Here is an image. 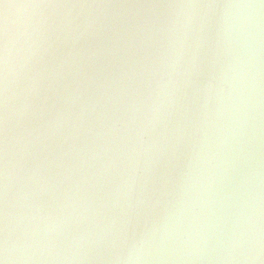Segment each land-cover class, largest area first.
I'll list each match as a JSON object with an SVG mask.
<instances>
[{
  "label": "clouds",
  "instance_id": "9594fccd",
  "mask_svg": "<svg viewBox=\"0 0 264 264\" xmlns=\"http://www.w3.org/2000/svg\"><path fill=\"white\" fill-rule=\"evenodd\" d=\"M0 264H264V0H0Z\"/></svg>",
  "mask_w": 264,
  "mask_h": 264
}]
</instances>
